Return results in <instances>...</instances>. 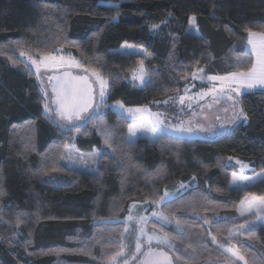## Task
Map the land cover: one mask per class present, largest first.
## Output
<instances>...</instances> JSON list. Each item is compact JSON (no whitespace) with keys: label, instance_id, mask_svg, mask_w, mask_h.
Returning <instances> with one entry per match:
<instances>
[{"label":"trees","instance_id":"1","mask_svg":"<svg viewBox=\"0 0 264 264\" xmlns=\"http://www.w3.org/2000/svg\"><path fill=\"white\" fill-rule=\"evenodd\" d=\"M191 16L196 33L187 29ZM248 30L264 32V0H0V264H107L129 205L159 200L178 181L188 188L161 205L174 219L151 223L175 238L167 249L174 264H241L221 243L233 245L244 264H264V226L229 234L249 218L237 216L239 203L264 196V179L229 187L236 170L229 157L264 172V90L243 93L247 120L214 139L163 134L129 143L131 121L104 107L74 136L76 148L90 152L105 145L101 120L114 130L96 171L85 173L62 166L74 131L45 117L38 83L19 58L63 49L108 81L107 104L156 111L153 104L183 89L194 69L220 76L249 67ZM122 43L145 54H122ZM141 60L148 76L135 86L128 77Z\"/></svg>","mask_w":264,"mask_h":264},{"label":"snow or ice","instance_id":"2","mask_svg":"<svg viewBox=\"0 0 264 264\" xmlns=\"http://www.w3.org/2000/svg\"><path fill=\"white\" fill-rule=\"evenodd\" d=\"M193 22L195 17L192 18ZM154 28L159 27L154 25ZM248 44L251 45L252 54L255 56L254 62H251L250 66L238 70L232 73H229L227 76H208L207 79L210 82L219 81V87L217 88L214 84L213 87L209 88L206 93H201V98L204 95L219 93L220 98H224V89L230 88L232 91H235L237 94L240 93L241 88L252 89L257 86H264V32H253L248 30ZM37 54L26 53L25 51L20 52L21 57H27V61L30 62L31 66L35 67L37 79H40L41 69H53V68H80L83 67L79 61H76L74 58L65 59L63 56L53 55L50 52H45L39 55V59L36 58ZM143 60L140 61L139 74H134V79H139L142 83L145 82L148 73L145 71ZM25 67H29L28 63H25ZM85 73L89 70L84 69ZM197 72L203 73V69H198ZM197 72L192 73V78H197ZM91 75L94 76L95 82H91L88 78V75H73L70 71H65L60 75L48 76L49 81H55L52 84V93L54 94V99L52 104L55 105L53 108L48 102L44 103V113L46 118L50 119L53 123L57 124L61 129L71 130L67 126H71L76 129L79 133L80 128L84 124H78V121L84 123H94L100 115V108L107 107L105 92L108 87V81L104 79L100 72L96 69L91 70ZM203 78V77H201ZM94 83L99 84V99H96V94L94 91ZM232 85H236L235 88H232ZM41 91L45 98L48 97V93L41 88ZM187 92V89L185 90ZM185 96L179 97V102L184 103ZM171 99V98H170ZM227 99L232 100L231 95L227 96ZM218 102V101H217ZM163 103H168V101H163ZM115 108L118 113L123 116L124 112H127L131 118L136 121L137 114H140V122L133 123L128 126L129 133V143L132 142V138L137 136L139 130L151 134V137L154 140L161 138L163 134H171L176 137H182L186 134H193L196 130L192 127L191 122H183L177 124L166 123L164 119L161 118L162 114L152 113L148 108H125L124 104L117 100L115 101ZM147 113L149 120L147 123L143 121V114ZM243 117L244 120H247V115L244 110L241 108L238 117L234 119H239ZM98 131L103 137L104 144L111 148L112 142L114 140V130L109 128L103 120L100 121L97 125ZM200 131H212L211 128H204L199 126ZM84 134H87L86 132ZM106 155V153H104ZM100 152H94L88 159H85L83 156L80 157V162L87 164L89 160L91 163H98ZM231 160V157H229ZM237 163H240L237 161ZM248 165L241 164L240 174L233 173L232 181L234 184L239 183H251L257 177H249L243 174V170L247 168ZM53 171L57 169L53 168ZM260 175L264 176V173ZM183 188L184 185L181 184ZM2 194V193H0ZM173 198H178L175 194L164 192L163 196L159 200L152 201V203L157 205H162L166 201H170ZM241 215L243 216L245 211L253 212L255 210V215L261 218V222L264 223V196H251L250 199H246V202H242L241 205ZM153 216L159 217L164 221L171 223L174 217L166 215L164 212H153ZM134 218L129 215L128 220L131 221ZM145 217H140L137 223H143ZM204 224H209L208 219L203 220ZM256 222H248L245 224L239 225L240 228H246L250 233L254 230ZM175 224L177 229L181 232L184 231V225L179 219H175ZM128 231L127 226L125 227V232ZM211 235L213 242H218L216 235ZM141 238H144L143 240ZM175 238L169 236L168 233H157L152 232L149 234L143 227L139 229L138 235L135 237V250L126 256L124 249L125 244L121 241L119 249L114 251L112 255L108 257L110 262L117 261V258H123V264H130L131 261H136L139 259V255H143V259L139 261V264H174L173 256L169 255L168 252L164 251L162 248H153V241L157 245H164L169 249L175 248L173 240ZM146 245L147 251L142 253V247ZM187 248H191V244L186 245ZM220 247L226 252L232 253L234 257H237L239 260L243 261L244 256L239 253L238 250H234L233 247H227L225 244L221 243ZM175 260H179V257H175Z\"/></svg>","mask_w":264,"mask_h":264},{"label":"rangeland","instance_id":"3","mask_svg":"<svg viewBox=\"0 0 264 264\" xmlns=\"http://www.w3.org/2000/svg\"><path fill=\"white\" fill-rule=\"evenodd\" d=\"M124 1V0H120ZM192 16L189 17L188 19V32H194L196 33V26H195V21L193 22ZM158 25V24H156ZM153 30H158V27L154 28ZM248 39V37H247ZM251 50V49H250ZM117 51L122 53V54H138V55H144V49L142 47L135 46L133 44L129 43H122L118 48ZM252 51V50H251ZM249 52L253 58V62L255 60V56L252 54V52ZM53 55L57 56H63L66 60L70 58H74L71 54L66 53L63 49H57L52 53ZM19 58L22 59V61L25 63H28L30 71H32L37 83H38V88L41 94L42 98V111L44 112V103L48 102L53 108L52 104V98L50 96V93L48 91V84L46 83V77L50 76L51 74L55 73H60L63 71H70L73 74L76 75H88V78L90 79L91 82H95V77L91 75V70H89L87 73H85L84 67L80 68H53V69H41L40 72V79H37V74L34 66H31L30 62L27 61V57H21L19 54ZM39 59V58H37ZM76 60V59H75ZM78 61V60H76ZM139 68H140V63L137 65V67L131 72L129 75L128 79L134 84L135 86H140L142 82L139 79H134V74L138 75L139 74ZM26 69V67H25ZM198 69L202 68H197L194 69L192 73L197 72ZM192 73L189 76V80L187 81L186 85L181 89L178 93L175 95L168 97L167 99L163 101H168V103H163V101H160L159 103L153 104L154 107L156 108V111L150 110L152 113H160L162 114L161 118L165 120L166 123H171V124H177L180 123L181 121L187 123L191 122L192 127L196 130L193 134H186L182 137L185 138H200V139H214L218 137L219 135L228 132L236 123L238 122H244L243 117H240L239 119H234V117L239 116L240 112V102H239V97L246 92H250L252 90H264V86H257L252 89H244L241 88L240 93L237 94L235 91H232L230 88H225L224 89V98L221 99L219 93H212L208 95H204L202 98L200 96L201 93H206L207 90L215 84L216 87H219L220 82L215 81V82H210L208 81L207 77L208 76H219V75H209L206 74L203 70V73L197 72V78L193 79L192 78ZM226 75H220V76H227ZM203 77V78H201ZM146 80V79H145ZM236 85H232V88H235ZM41 88L44 89L48 93V97L45 98ZM187 89V92L185 91ZM94 91L96 94V99H99V84L94 83ZM107 91V89H106ZM231 95L233 97L232 100L227 99V96ZM180 96H185L184 103L181 104L179 102V97ZM171 98V99H170ZM105 99H106V92H105ZM218 101V102H217ZM107 107H110L118 113L117 109L115 108V102L111 104H107ZM125 107V106H124ZM104 107L100 108V111ZM125 108H148V107H125ZM149 109V108H148ZM45 114V113H44ZM119 114V113H118ZM123 116H125L129 121H131V124L133 123H139L140 122V114H137V120L134 121L131 116L127 113L124 112ZM46 117V115H45ZM48 119V118H47ZM50 120V119H48ZM149 120V117L147 113L143 114V121L147 123ZM51 121V120H50ZM51 123H53L51 121ZM78 124H84L86 123L82 121H78ZM55 124V123H54ZM57 125V124H55ZM199 126H203L204 128H211L212 131H200ZM68 128H71L72 131H74L73 138L71 142L65 147L62 156H61V164L62 166L75 170V171H80V172H85V173H94L97 168V163L93 164L89 160L87 164L81 163L80 162V157L83 156L85 159H88L94 152H104L107 151L106 145L102 146L100 149H93L90 152H82L78 150L75 146L74 143V136H77L79 133L76 131L75 128L71 127L70 125L67 126ZM95 128V126H93ZM62 130H67L62 129ZM68 131V130H67ZM127 139H129V133H128V127H127ZM171 135V134H167ZM138 136H146L149 138L151 137V134L144 132L142 130H139L137 133V136L132 138L135 139ZM174 136V135H172ZM231 163L235 165L236 170L233 171V173L240 174L241 172V164H246L248 165L247 168L243 170V174L249 177H257L253 182L251 183H239V184H234L232 181V174L230 176L229 180V187L231 188H241L248 186L260 179H264V176L260 175L261 173H264L263 171L259 170H254L249 163L243 162L239 159L236 158H231ZM239 161L240 163H237ZM181 184L184 185V187H181ZM188 183L187 182H174L170 186H166L163 189L162 196L165 191L175 194V196L179 195L181 192H183L184 189L188 188ZM253 195H249L245 197L238 205L236 214L238 217H242L241 215V205L242 202H246V199H250V197ZM167 202V201H166ZM165 203V202H164ZM161 210V205H157L152 203V201H144V202H134L131 203L128 207L127 213L125 216L120 220L121 223L123 224V238L122 241L125 244V249L124 252L126 256H130V254L135 250V237L138 235L139 229L143 227L145 231H147L149 234L152 232H157L159 233L154 226H152L151 223L157 222L161 224H169L168 222L164 221L163 219H160L159 217L153 216V212H160ZM255 210L253 212H247L245 211L243 217H249L246 218V220L234 225L231 227V230L229 234L235 235V234H241L242 232L246 231V228H240L239 225L245 224L246 221L248 222H256L255 227L258 226H264V223L261 222V218L258 217L257 215L254 214ZM131 215L134 219L129 221L128 217ZM140 217H145L146 219L143 221V223H137ZM127 226L128 231L125 232V227ZM142 240L144 238H141ZM153 248H162L164 251L168 252L166 246L164 245H157L155 241H153L152 244ZM227 247H233L234 250L235 247L231 244H229ZM221 248V247H220ZM223 251L224 249L221 248ZM147 251V246L144 245L142 247V253ZM226 254H228L230 257H232L235 261L240 262L241 264H244V260L241 261L237 257H234L232 253L224 251ZM170 255V254H169ZM143 259V255H139V259L136 261H131L130 264H139V261ZM107 264H123V258H117V261L115 262H110L108 261ZM205 264H228L224 260H215V261H209Z\"/></svg>","mask_w":264,"mask_h":264},{"label":"water","instance_id":"4","mask_svg":"<svg viewBox=\"0 0 264 264\" xmlns=\"http://www.w3.org/2000/svg\"><path fill=\"white\" fill-rule=\"evenodd\" d=\"M65 72V71H63ZM63 72H60V73H55V74H51L50 76H53V75H60L62 74ZM72 73V72H71ZM73 74V73H72ZM73 75H76V74H73ZM90 80V79H89ZM46 83L48 84V91L50 93V96L52 98V100L54 99V94L52 93V84L55 83V81H49L48 80V77H46ZM53 106L55 107V105L53 104Z\"/></svg>","mask_w":264,"mask_h":264},{"label":"crops","instance_id":"5","mask_svg":"<svg viewBox=\"0 0 264 264\" xmlns=\"http://www.w3.org/2000/svg\"><path fill=\"white\" fill-rule=\"evenodd\" d=\"M247 37H248V36H247ZM245 48H246L247 51H249V52L251 51V50H250V49H251V45L248 44V39H247V41H246V46H245ZM251 52H252V51H251Z\"/></svg>","mask_w":264,"mask_h":264}]
</instances>
